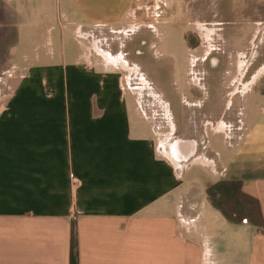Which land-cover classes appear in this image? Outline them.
Instances as JSON below:
<instances>
[{
	"label": "crops",
	"instance_id": "1",
	"mask_svg": "<svg viewBox=\"0 0 264 264\" xmlns=\"http://www.w3.org/2000/svg\"><path fill=\"white\" fill-rule=\"evenodd\" d=\"M156 2L1 0L13 43L0 52V264H70L72 222L78 264H264V228L228 223L204 191L239 181L264 218V79L229 100L234 80L222 83L226 112L207 115L211 137L178 134L126 49L151 28L129 12ZM191 13L201 49L186 41L189 56L219 51L212 22ZM237 98L244 120L230 129ZM191 164L206 173L185 181Z\"/></svg>",
	"mask_w": 264,
	"mask_h": 264
},
{
	"label": "rangeland",
	"instance_id": "2",
	"mask_svg": "<svg viewBox=\"0 0 264 264\" xmlns=\"http://www.w3.org/2000/svg\"><path fill=\"white\" fill-rule=\"evenodd\" d=\"M156 1L155 11L152 10L155 3H151L134 7L129 12L128 17L136 28L140 25L151 26L149 29L146 28L144 35L135 36L126 44V49L131 53L130 59L139 65L145 74L144 78L148 81L145 90L168 104L169 111L175 115L174 123L178 134L186 131V138L198 141V134H208L211 137L212 129L206 121L212 119L207 115L216 110L218 116L226 112L224 103L226 97L222 83L229 79L234 80V92L231 90L232 93H229L228 90L229 100L231 97H241L251 90L258 80L264 79V71H260L256 66L264 64V0H253V7L257 10L254 14L257 15V22L254 23H249L251 17L246 15L251 0ZM144 7L150 8V11L147 12ZM2 9L0 0V12ZM195 10L199 17L194 13L197 19L193 21L201 23L210 20L218 36H221L216 38V45L220 50L198 59L189 56L186 50L187 44L195 47L198 42L196 33L193 34L195 29L193 31L190 24L192 18L187 15ZM132 11L135 13L132 14ZM140 32H143V29ZM162 32H164L162 37L156 36ZM234 36L241 39L230 40ZM245 38L247 40L244 45ZM227 39L234 42L229 51ZM141 41L143 43H140ZM12 43L11 32L0 26V52L2 53L7 45L10 46ZM136 50L139 54L135 52ZM235 51L247 53V59H239ZM227 52L233 53L231 61ZM3 60V55H0V65ZM240 61H243V66L236 70L237 62ZM231 63L233 67L229 71ZM236 114L235 118L230 117ZM227 119L231 121L230 129L233 124L238 125L239 119L244 120L239 98L235 99L231 110L227 108ZM227 142L231 144L232 138L227 137ZM180 151L184 155L187 154L185 150ZM205 153L209 157L214 156L209 149ZM196 170L206 173L197 164H191L184 180L186 181ZM193 181L198 185L201 183L198 179Z\"/></svg>",
	"mask_w": 264,
	"mask_h": 264
},
{
	"label": "trees",
	"instance_id": "3",
	"mask_svg": "<svg viewBox=\"0 0 264 264\" xmlns=\"http://www.w3.org/2000/svg\"><path fill=\"white\" fill-rule=\"evenodd\" d=\"M208 204L228 223L246 224L255 230L264 228V218L258 201L242 190L239 181H219L205 189ZM70 264H78V243L75 222L71 225Z\"/></svg>",
	"mask_w": 264,
	"mask_h": 264
},
{
	"label": "built area",
	"instance_id": "4",
	"mask_svg": "<svg viewBox=\"0 0 264 264\" xmlns=\"http://www.w3.org/2000/svg\"><path fill=\"white\" fill-rule=\"evenodd\" d=\"M148 5H151V4H148ZM155 6H156V3L153 4V9H152L153 11H155V9H156ZM144 8H146V7H144ZM146 11H147V12L150 11V8H146ZM131 13L134 14L135 11H132Z\"/></svg>",
	"mask_w": 264,
	"mask_h": 264
},
{
	"label": "flooded vegetation",
	"instance_id": "5",
	"mask_svg": "<svg viewBox=\"0 0 264 264\" xmlns=\"http://www.w3.org/2000/svg\"><path fill=\"white\" fill-rule=\"evenodd\" d=\"M195 47L201 49V45L199 44V41L197 42V46Z\"/></svg>",
	"mask_w": 264,
	"mask_h": 264
}]
</instances>
